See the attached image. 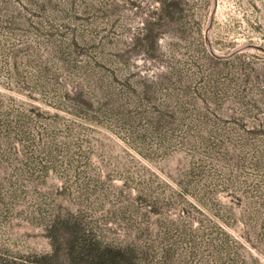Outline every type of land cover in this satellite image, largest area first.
I'll list each match as a JSON object with an SVG mask.
<instances>
[{
  "label": "rangeland",
  "instance_id": "rangeland-1",
  "mask_svg": "<svg viewBox=\"0 0 264 264\" xmlns=\"http://www.w3.org/2000/svg\"><path fill=\"white\" fill-rule=\"evenodd\" d=\"M164 1L0 0V264H264V0Z\"/></svg>",
  "mask_w": 264,
  "mask_h": 264
},
{
  "label": "water",
  "instance_id": "water-1",
  "mask_svg": "<svg viewBox=\"0 0 264 264\" xmlns=\"http://www.w3.org/2000/svg\"><path fill=\"white\" fill-rule=\"evenodd\" d=\"M215 6H216V0H214V6H213V10H212L211 18H210V23H209L210 25L212 23V17L214 14ZM250 49H259V50L264 51V46H261L258 44H253V43L244 44V45H240V46L236 47L235 49H233L228 55H225V56L221 55L219 57L229 58V57L236 55L237 53H240V52H243L246 50H250Z\"/></svg>",
  "mask_w": 264,
  "mask_h": 264
},
{
  "label": "trees",
  "instance_id": "trees-1",
  "mask_svg": "<svg viewBox=\"0 0 264 264\" xmlns=\"http://www.w3.org/2000/svg\"><path fill=\"white\" fill-rule=\"evenodd\" d=\"M168 4V5H172V6H179V4L181 3V0H175L174 2H171V3H167V1H164V4ZM17 264H42L41 262H34V261H32V262H23V263H17Z\"/></svg>",
  "mask_w": 264,
  "mask_h": 264
}]
</instances>
